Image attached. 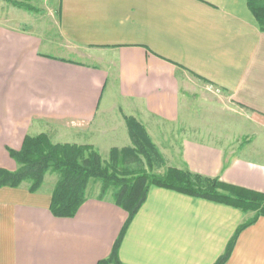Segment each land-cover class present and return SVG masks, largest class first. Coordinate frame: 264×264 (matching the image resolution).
<instances>
[{
	"label": "crops",
	"instance_id": "0c3cea01",
	"mask_svg": "<svg viewBox=\"0 0 264 264\" xmlns=\"http://www.w3.org/2000/svg\"><path fill=\"white\" fill-rule=\"evenodd\" d=\"M55 8L68 57L42 53L36 35L0 22V171L16 172L8 150H20L24 125H74L72 144L104 157L130 145L127 117L167 167L264 194V147L241 145L246 131L232 138L233 149L211 141L219 136L192 138L180 129L182 87L192 78L227 95L264 132V32L246 0H58ZM27 187H0V264L109 258L127 220L111 196L87 194L73 218H57L52 189ZM246 219L232 207L151 187L117 260L214 264ZM225 264H264V218L239 233Z\"/></svg>",
	"mask_w": 264,
	"mask_h": 264
},
{
	"label": "trees",
	"instance_id": "16d2710c",
	"mask_svg": "<svg viewBox=\"0 0 264 264\" xmlns=\"http://www.w3.org/2000/svg\"><path fill=\"white\" fill-rule=\"evenodd\" d=\"M247 8L264 32V0H246ZM132 151L150 163L148 148L150 139L143 127L133 118H124ZM16 163V172L0 171V187L19 188L27 184L28 191L37 193L44 184L47 173H55L58 179L51 192L50 213L57 218H73L85 202L91 180L101 182L99 200L110 194L112 203L127 213V220L113 246L108 259L98 264H120L117 251L125 232L144 204L151 187L171 190L193 198L223 204L241 211L253 213L235 231L225 252L214 264H225L239 233L264 218V194L229 185L218 178H206L188 171L168 169L166 173H122L106 164L92 146L54 144L46 134L25 135L20 150H8ZM118 154L111 150L110 156Z\"/></svg>",
	"mask_w": 264,
	"mask_h": 264
},
{
	"label": "rangeland",
	"instance_id": "374dc122",
	"mask_svg": "<svg viewBox=\"0 0 264 264\" xmlns=\"http://www.w3.org/2000/svg\"><path fill=\"white\" fill-rule=\"evenodd\" d=\"M56 1L58 0H0V22L12 28L28 31L36 35L43 42L42 53L52 57H68V54L61 50L62 43L57 34L58 14L55 8ZM112 79L109 78L106 83L103 100H107L110 97ZM194 81L191 78V81L186 82L182 87L183 96L186 98L181 108V116L186 119L180 126L182 133L198 139L199 137L206 138V134H212L213 137L219 136V140L214 139L211 141L214 143L233 144V149H235L237 142L234 144L232 138L246 131L244 135L246 139L241 140V145L251 144L258 148L264 147V132L249 124L246 116L248 115L247 111L231 102L229 97L220 92V90L212 86L203 89L196 83L194 84ZM27 126H23V132L25 131L26 135L36 136L43 133L54 144H70V142L72 144V141L77 142L76 139H71L75 134V126L71 124L63 126L52 121H35ZM150 143L153 148H148L150 163L141 155L133 154L131 142L126 148L111 149L118 153L114 156L115 159L111 158V151L108 156L101 158L106 164L114 166L120 172L130 173L128 177L136 173L162 175L168 169H176L167 167L166 160L161 156L156 145L151 140ZM57 179V174L47 173L44 178V189H53ZM100 187L101 182L91 180L87 194L99 196ZM106 196H110V194ZM252 215L253 213H248L247 218Z\"/></svg>",
	"mask_w": 264,
	"mask_h": 264
}]
</instances>
